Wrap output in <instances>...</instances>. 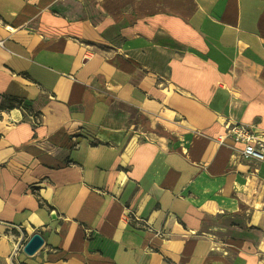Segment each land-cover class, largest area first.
<instances>
[{
	"label": "crops",
	"instance_id": "obj_1",
	"mask_svg": "<svg viewBox=\"0 0 264 264\" xmlns=\"http://www.w3.org/2000/svg\"><path fill=\"white\" fill-rule=\"evenodd\" d=\"M234 122L264 131V0H0V264H264Z\"/></svg>",
	"mask_w": 264,
	"mask_h": 264
},
{
	"label": "built area",
	"instance_id": "obj_2",
	"mask_svg": "<svg viewBox=\"0 0 264 264\" xmlns=\"http://www.w3.org/2000/svg\"><path fill=\"white\" fill-rule=\"evenodd\" d=\"M216 141L220 145H228L232 148L233 164L264 162V131L255 125L242 122L231 123L227 126L226 133L219 135ZM258 172V167H254L248 174ZM249 177L252 178V175Z\"/></svg>",
	"mask_w": 264,
	"mask_h": 264
},
{
	"label": "water",
	"instance_id": "obj_3",
	"mask_svg": "<svg viewBox=\"0 0 264 264\" xmlns=\"http://www.w3.org/2000/svg\"><path fill=\"white\" fill-rule=\"evenodd\" d=\"M44 241L41 233L36 232L25 244L24 251L29 255H33L43 246Z\"/></svg>",
	"mask_w": 264,
	"mask_h": 264
}]
</instances>
